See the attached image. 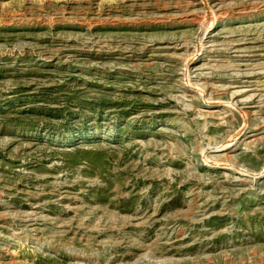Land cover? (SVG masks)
<instances>
[{
	"label": "rangeland",
	"instance_id": "obj_1",
	"mask_svg": "<svg viewBox=\"0 0 264 264\" xmlns=\"http://www.w3.org/2000/svg\"><path fill=\"white\" fill-rule=\"evenodd\" d=\"M203 1L0 0V264H264V0Z\"/></svg>",
	"mask_w": 264,
	"mask_h": 264
},
{
	"label": "bare ground",
	"instance_id": "obj_2",
	"mask_svg": "<svg viewBox=\"0 0 264 264\" xmlns=\"http://www.w3.org/2000/svg\"><path fill=\"white\" fill-rule=\"evenodd\" d=\"M203 3L205 4L206 7H208V4H209L208 1L205 0V1H203ZM209 7H210V5H209ZM209 7H208V9H209ZM208 9H207V10H208ZM205 10H206V8H205ZM213 11H214V10H213ZM195 14H196V13H195ZM218 14H219V13H218ZM207 15H208V14H207ZM204 16H205V15H204ZM200 17H201V16H200ZM204 27H205V26H204ZM208 36H209V35H208ZM206 40H207V39H206ZM201 45H202V44H201ZM209 45H210V44H209ZM202 47H203V46H202ZM202 49H203V48H202ZM187 75H188V74H187ZM223 89H224V88H223ZM229 142H230V141H229ZM224 147L227 148L225 145H224Z\"/></svg>",
	"mask_w": 264,
	"mask_h": 264
}]
</instances>
